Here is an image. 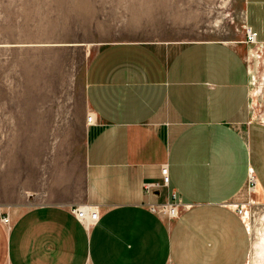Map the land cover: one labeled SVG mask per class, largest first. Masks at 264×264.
I'll return each instance as SVG.
<instances>
[{
    "label": "crops",
    "instance_id": "1",
    "mask_svg": "<svg viewBox=\"0 0 264 264\" xmlns=\"http://www.w3.org/2000/svg\"><path fill=\"white\" fill-rule=\"evenodd\" d=\"M241 11L255 44L243 32L97 50L84 77L80 200L0 210V264H244L251 239L236 209L264 202V90L250 88L264 0H241ZM173 193L192 207L174 220L149 211ZM82 205L99 208L90 228L71 213Z\"/></svg>",
    "mask_w": 264,
    "mask_h": 264
},
{
    "label": "rangeland",
    "instance_id": "2",
    "mask_svg": "<svg viewBox=\"0 0 264 264\" xmlns=\"http://www.w3.org/2000/svg\"><path fill=\"white\" fill-rule=\"evenodd\" d=\"M242 27L241 0H0V210L80 200L84 77L101 46L234 40ZM255 56L251 91L264 90ZM248 208L244 264H264V202Z\"/></svg>",
    "mask_w": 264,
    "mask_h": 264
},
{
    "label": "built area",
    "instance_id": "3",
    "mask_svg": "<svg viewBox=\"0 0 264 264\" xmlns=\"http://www.w3.org/2000/svg\"><path fill=\"white\" fill-rule=\"evenodd\" d=\"M245 42L248 44H255L256 43V33H253L250 29H245ZM87 123L92 121V117L89 115L87 116ZM160 174L162 177V183L164 186L169 185V174L168 168L166 165L161 166ZM250 184L253 183L252 177H249ZM144 191L149 192L152 188V185L145 184ZM253 188V187H252ZM192 207L190 204H183L179 200H177L176 195L172 194V201L164 203V204H152L148 206L149 211L161 218L174 220L177 219L182 211L188 210ZM236 212L241 217H247V211L244 210L243 207H237ZM71 213L75 216V218L82 224L85 228H90L98 223L99 221V208L97 206L91 205H82L78 207H74L71 209ZM4 223H8V218H3Z\"/></svg>",
    "mask_w": 264,
    "mask_h": 264
},
{
    "label": "bare ground",
    "instance_id": "4",
    "mask_svg": "<svg viewBox=\"0 0 264 264\" xmlns=\"http://www.w3.org/2000/svg\"><path fill=\"white\" fill-rule=\"evenodd\" d=\"M90 117H92V116H90Z\"/></svg>",
    "mask_w": 264,
    "mask_h": 264
}]
</instances>
